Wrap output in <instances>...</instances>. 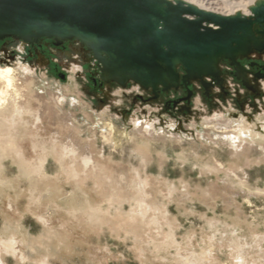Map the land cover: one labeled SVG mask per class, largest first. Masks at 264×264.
<instances>
[{"label": "clouds", "instance_id": "clouds-1", "mask_svg": "<svg viewBox=\"0 0 264 264\" xmlns=\"http://www.w3.org/2000/svg\"><path fill=\"white\" fill-rule=\"evenodd\" d=\"M158 2L194 9L181 16L190 23L255 21L264 5ZM209 29L222 26L202 21ZM0 41V264H264L259 52L238 60L248 83L224 59L223 85H185L181 64V86L157 94L105 79L75 38Z\"/></svg>", "mask_w": 264, "mask_h": 264}, {"label": "water", "instance_id": "water-1", "mask_svg": "<svg viewBox=\"0 0 264 264\" xmlns=\"http://www.w3.org/2000/svg\"><path fill=\"white\" fill-rule=\"evenodd\" d=\"M184 11L197 14L194 9L165 7L158 0H0V39L23 37L36 43L47 35L63 43L75 38L106 65L105 79L124 83L135 78L157 94L160 84L165 90L181 86L177 72L181 64L188 73L185 85L206 75L223 85L218 65L224 59L248 83V73L238 60L264 52V5L255 21L200 14L201 22L190 23L181 19ZM204 20L222 30L201 32ZM160 21L167 30L157 34Z\"/></svg>", "mask_w": 264, "mask_h": 264}, {"label": "rangeland", "instance_id": "rangeland-1", "mask_svg": "<svg viewBox=\"0 0 264 264\" xmlns=\"http://www.w3.org/2000/svg\"><path fill=\"white\" fill-rule=\"evenodd\" d=\"M6 41H0V45H2L3 43H5ZM252 54V53H251ZM251 54L248 56V57H244V58H242V59H245V58H250V56H251ZM41 58H43V57H41ZM260 58L261 59H264V52L263 53H260ZM241 63L242 64H247V63H249L248 61H241ZM224 83V82H223ZM253 91H255V90H253Z\"/></svg>", "mask_w": 264, "mask_h": 264}, {"label": "bare ground", "instance_id": "bare-ground-1", "mask_svg": "<svg viewBox=\"0 0 264 264\" xmlns=\"http://www.w3.org/2000/svg\"><path fill=\"white\" fill-rule=\"evenodd\" d=\"M16 38H18V37H16ZM85 57H86V59H91V52L90 51L89 52H85ZM41 62H44L43 58H41Z\"/></svg>", "mask_w": 264, "mask_h": 264}, {"label": "flooded vegetation", "instance_id": "flooded-vegetation-1", "mask_svg": "<svg viewBox=\"0 0 264 264\" xmlns=\"http://www.w3.org/2000/svg\"><path fill=\"white\" fill-rule=\"evenodd\" d=\"M39 42H41V40Z\"/></svg>", "mask_w": 264, "mask_h": 264}]
</instances>
